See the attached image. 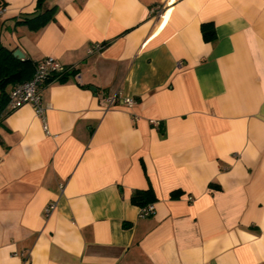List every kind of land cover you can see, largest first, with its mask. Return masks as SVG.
Segmentation results:
<instances>
[{"label":"crops","instance_id":"obj_1","mask_svg":"<svg viewBox=\"0 0 264 264\" xmlns=\"http://www.w3.org/2000/svg\"><path fill=\"white\" fill-rule=\"evenodd\" d=\"M4 1L1 42L76 73L43 88L49 133L0 119V264H264V0H46L38 30Z\"/></svg>","mask_w":264,"mask_h":264},{"label":"trees","instance_id":"obj_2","mask_svg":"<svg viewBox=\"0 0 264 264\" xmlns=\"http://www.w3.org/2000/svg\"><path fill=\"white\" fill-rule=\"evenodd\" d=\"M45 2L46 0H37L34 12L18 18L16 24L24 23L27 24L30 29L38 30L49 21L53 20L57 6L45 7ZM5 5L6 2L0 0V10L4 8ZM201 29L202 36L205 40L215 41L216 34L212 23H203ZM13 51V49L5 46L0 40V119L4 115L10 113L6 111V105L8 103L9 91L12 86L29 79L34 71L35 61L28 57L22 59L18 58L14 56ZM74 73H76V70L63 72L59 75L58 79L63 81L70 74ZM53 80H55V78H50L48 82ZM176 194V192H172L171 196H175ZM155 200L156 197L151 187L135 190L130 198L133 204L140 207L153 203Z\"/></svg>","mask_w":264,"mask_h":264},{"label":"built area","instance_id":"obj_3","mask_svg":"<svg viewBox=\"0 0 264 264\" xmlns=\"http://www.w3.org/2000/svg\"><path fill=\"white\" fill-rule=\"evenodd\" d=\"M162 6L157 5L151 9L153 14H159ZM104 47L103 44H91L87 48V54L99 52ZM74 65H62L53 57H45L35 62L32 76L20 83H16L9 91L8 103L6 111H12L24 104H31L36 116H38L43 125V129L48 132V126L45 117L47 106L43 103V88L50 78H58L59 75L66 71L75 70ZM104 106L108 109L115 105L124 104L132 106L135 103L134 98L130 96H119L117 94L107 95L104 98ZM63 190V185L60 186ZM56 208V201H50L44 208V215L48 216ZM154 203H149L140 207V215L150 216L154 213Z\"/></svg>","mask_w":264,"mask_h":264},{"label":"water","instance_id":"obj_4","mask_svg":"<svg viewBox=\"0 0 264 264\" xmlns=\"http://www.w3.org/2000/svg\"><path fill=\"white\" fill-rule=\"evenodd\" d=\"M13 54H14V56H16L18 58H21V59L24 58V54H23V52L20 49L14 50Z\"/></svg>","mask_w":264,"mask_h":264}]
</instances>
